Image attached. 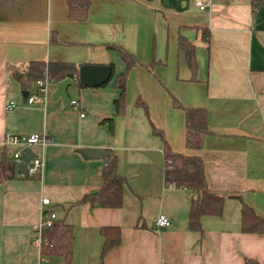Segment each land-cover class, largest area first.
Returning a JSON list of instances; mask_svg holds the SVG:
<instances>
[{"label":"crops","instance_id":"0c3cea01","mask_svg":"<svg viewBox=\"0 0 264 264\" xmlns=\"http://www.w3.org/2000/svg\"><path fill=\"white\" fill-rule=\"evenodd\" d=\"M208 1L201 9L194 0H90L76 19L66 0H0V155L5 134L49 139L33 175L17 172L7 146L14 174L0 176V264L37 256L40 208L72 224L70 264H264V233L240 226L241 201L264 217V4ZM179 36L193 48V71ZM118 47L137 59L127 70ZM32 61L109 64L111 76L98 86H79L75 77L66 90L78 107L52 99L54 85L45 100L25 102L8 64L24 69ZM121 73L125 93L116 113ZM174 100L205 108L210 133L201 148L185 146L184 111ZM152 124L171 150L201 156L207 187L224 197L220 215H201V232L187 224L196 192L164 184L163 142ZM85 147L116 154L126 179L120 206L75 203L102 181L106 156L85 158ZM43 196L49 204H41ZM160 213L170 225H155ZM103 225L119 226L120 241L101 257ZM47 258L59 264L58 256Z\"/></svg>","mask_w":264,"mask_h":264},{"label":"trees","instance_id":"16d2710c","mask_svg":"<svg viewBox=\"0 0 264 264\" xmlns=\"http://www.w3.org/2000/svg\"><path fill=\"white\" fill-rule=\"evenodd\" d=\"M69 18H84L90 0H66ZM264 4V0H251L252 9ZM178 44L185 50L186 61L190 69H195L193 48L185 45L184 39L179 36ZM121 58L125 63L126 70L132 67L137 59L134 55L121 47H118ZM82 65V64H81ZM81 65L65 61H43L29 62L24 69H19L14 64H8L12 76L18 81L22 89H30L33 83L46 73L54 79L64 77H77ZM125 73L116 77L115 84L119 93L114 99L115 112L118 113L123 107L125 93ZM79 86H85L78 81ZM184 111L185 117V146L199 149L202 147L204 137L210 133L206 111L202 106H184L177 100L173 102ZM137 104L144 105V102L137 100ZM146 108V107H145ZM112 128V119L108 118ZM155 135L162 139L163 151V180L166 186L184 187L192 189L197 196L190 203L187 224L189 229L201 232L200 217L203 214L220 215L224 197L212 192L206 184L204 165L201 156L195 154H184L171 150L163 136V132L151 125ZM9 152L3 146L0 155V176L11 177L14 174V165L7 158ZM105 162L99 169L101 185L97 190L84 192L75 203L84 204L86 207L95 205L103 207H118L122 203L125 177L117 169V156L112 151L104 158ZM240 226L245 232L264 233V217L258 215L253 208L241 201ZM103 236V244L100 252L102 257L105 252L120 241V229L116 225H103L99 229ZM73 226L65 220V217H55L48 226L42 229V243L40 252L45 256H58L59 264H70L73 246ZM242 264H260L255 259L245 258Z\"/></svg>","mask_w":264,"mask_h":264},{"label":"built area","instance_id":"2783aa9c","mask_svg":"<svg viewBox=\"0 0 264 264\" xmlns=\"http://www.w3.org/2000/svg\"><path fill=\"white\" fill-rule=\"evenodd\" d=\"M199 8H206L209 1L208 0H194ZM56 79L50 77L46 73L43 77L35 81L34 91H28L25 102H33L36 100H45L47 97L48 88L51 85L56 84ZM69 104L78 107L77 101L75 99L69 100ZM84 112H80V116H83ZM48 137L46 133L35 132L30 134H5L1 141L2 146H12L10 151V157L15 160L16 165H19L21 161L25 163L27 174L33 175L34 173L41 172L43 159L42 152L44 146L48 143ZM33 145L40 147V153H34L31 149ZM29 148L33 155L25 159V149ZM50 200L47 196L41 198V204L47 205ZM55 213L52 210L40 208V219L34 225V232L32 236V241L40 249L42 243V229L44 226H48L50 221L55 218ZM154 223L157 227H165L171 224L170 218L165 213H160L155 217ZM30 264H48L47 256L42 253L37 254V256L30 262Z\"/></svg>","mask_w":264,"mask_h":264},{"label":"water","instance_id":"95a60500","mask_svg":"<svg viewBox=\"0 0 264 264\" xmlns=\"http://www.w3.org/2000/svg\"><path fill=\"white\" fill-rule=\"evenodd\" d=\"M111 76V66L109 64H82L77 73V78L80 83L86 86H98L106 82ZM74 82V78L64 77L56 81L55 88L52 91L51 98H61L63 105L66 107L69 102V95L67 93V86ZM28 90L21 91L22 99H25ZM25 159L33 155L29 148L25 149ZM79 152L85 158H103L109 154L107 149L103 148H80ZM18 173L27 175L25 163L21 161L17 168Z\"/></svg>","mask_w":264,"mask_h":264}]
</instances>
